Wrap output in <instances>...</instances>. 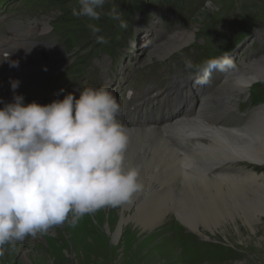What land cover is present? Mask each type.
I'll list each match as a JSON object with an SVG mask.
<instances>
[{"label": "rangeland", "instance_id": "1", "mask_svg": "<svg viewBox=\"0 0 264 264\" xmlns=\"http://www.w3.org/2000/svg\"><path fill=\"white\" fill-rule=\"evenodd\" d=\"M12 3L6 2L4 7L0 6V38L11 31L13 24L21 29H28L35 21L46 19L49 28L46 33L36 37V41L44 43L43 45L52 44L59 51L57 54L53 53L54 56L44 53L46 62L30 66V70L42 71L46 66L53 71L36 81H28L27 87L23 88L26 90V104L33 101L40 105L49 104L56 99L62 100L69 92L78 98L79 92L74 90L79 87L104 86L112 92L124 110L127 104L142 102L149 87L161 94L174 75L188 76V85L180 94L189 92L190 95L195 90L193 85H196V79L204 78L197 73L196 66L203 65L206 61L229 64L221 65L222 75L218 76L217 82L214 83L216 77H211L210 84L217 85L238 63L241 64L243 60L246 62L249 57L264 55V0H106L103 11L107 12L117 6L123 13L122 19L127 22L126 28H121L119 21H114L107 15H102L98 21L73 15L72 8L76 6V0H61L55 4L46 2L45 6L35 0ZM22 3L25 4L21 5ZM89 24L100 27L101 31L97 35H102L107 43L96 42L88 28ZM157 29H161V32L153 38ZM182 29L192 32L190 43L171 52L163 60L147 61V47L143 44L149 38H153V46L158 45ZM186 61H191L192 69L186 66ZM215 69L210 70L211 76ZM263 76L264 74L260 76L258 82L254 81L256 83L249 88L246 99L239 103L237 111L240 115L244 116L264 107ZM177 81L185 83L183 77ZM2 87L5 86L0 84V88ZM203 89L202 85L201 90ZM208 92L211 93L212 88ZM169 104V97L156 104L158 116H165L161 112ZM188 104L183 106L184 110L191 105ZM255 107L258 108L254 109ZM121 120L126 121V128L145 129L137 126L136 118L130 122ZM254 170L264 174L262 167H255ZM152 196L145 190L127 206L129 210L133 208L136 212L149 205L159 206L158 200ZM169 204L177 202L171 200ZM109 208L113 214L116 208L100 209V232L108 240L109 257L103 260V256L92 253V262L86 264H264V222L257 223L255 232L251 233L247 230V223L240 221L235 215L239 232L234 226L227 225L224 231H207L199 235L183 226L176 215L169 213L141 236L143 231L136 229L135 219L128 218L125 224H129V231L135 229L138 232L131 237L135 244L127 250L123 245V238H126L124 231L115 242L111 236L112 231L107 232ZM168 219H171L169 223ZM89 221L93 225L95 219L91 218ZM118 221L119 217L114 220V228ZM195 221L198 226L203 225L201 217H197ZM173 224L182 226V230H179L181 234L179 232L180 235L174 236L173 241L169 242V249L160 253L163 260L150 262L147 258L167 246L168 242L164 238L175 235ZM209 225L213 226L212 222ZM63 227L64 224L54 227L46 234H37L35 238L28 236L17 242L14 249L5 245L0 264H77V256L68 244ZM178 236H182V243ZM52 238L60 243L59 248H51L49 241ZM159 239L162 240L160 248L155 250L152 244L158 245ZM143 240H147L148 245L136 250L134 246Z\"/></svg>", "mask_w": 264, "mask_h": 264}, {"label": "bare ground", "instance_id": "2", "mask_svg": "<svg viewBox=\"0 0 264 264\" xmlns=\"http://www.w3.org/2000/svg\"><path fill=\"white\" fill-rule=\"evenodd\" d=\"M11 28V31L0 38V78L6 83L5 87L0 88V101H4L13 92L10 88L11 81H19L15 90L17 92L26 87L27 79L36 81L41 76L52 73L53 70L46 66L42 71L30 70V66L46 62L44 53L53 55L59 52L52 44L43 45L44 43L36 41V37L46 33L49 28L46 19L35 21L28 29H21L16 24ZM159 32L161 29L155 30L153 38ZM153 38L143 44L147 47L148 62L163 60L171 52L190 43L192 32L179 30L154 46ZM6 56L7 59L4 58ZM11 61H17L18 67H10ZM221 65L229 66L219 63V68ZM263 74L264 55L249 57L246 62L243 60L241 64L234 66L217 85H203L204 89L201 90L202 85L196 83L193 85L195 90L190 95L189 92L181 95L180 92L188 85L189 78L174 75L161 94L149 87L142 102L127 104V108L118 116L120 122L124 125L126 121L121 119L130 122L136 118L137 126L145 129L126 128L129 145L125 165L140 167V178L145 184V190L152 197L155 196L159 206L149 205L136 212L133 208L129 210L125 204L121 206V210L116 208L113 214L109 208L107 232L112 231L113 242L124 231V248L128 250L135 244L131 237L136 235L137 230L129 231V224H125L128 218L135 219L136 229L143 231L141 236L169 213L176 215L183 226L199 235L207 231H224L227 225L234 226L239 232L235 215L240 221L247 223V230L251 233L255 232L257 223L264 222V174L254 170L255 167L264 168V107L244 116L237 111L239 103L246 99L249 88ZM220 75L222 70L219 69L217 73L216 68L211 76L216 77L214 83ZM182 77L184 84L177 81ZM209 88H212L211 93L208 92ZM166 97H169L171 104L161 112L165 116H158L156 104ZM194 102L196 104H192ZM188 103H191L189 107ZM186 104L188 108L184 110L183 106ZM180 117L185 119L179 120ZM171 200L177 204H169ZM101 213L99 209L84 216L76 226L64 223V233L77 256V264L92 262V253L103 256V260L109 257L108 240L100 232ZM118 217L119 221L114 228V220ZM197 217L203 220L202 226L196 224ZM91 218L95 219L93 225L89 221ZM172 226L175 235L164 238L168 242L167 246L147 260H163L160 253L169 249V242L173 241L174 236L179 232L181 234L179 230H182V226ZM180 238L181 241L179 238L178 241L182 243V236ZM49 242L53 249L60 246L55 238ZM161 242L159 239L158 245L152 244L153 249L159 250ZM146 245L147 240H143L134 248L137 250Z\"/></svg>", "mask_w": 264, "mask_h": 264}, {"label": "clouds", "instance_id": "3", "mask_svg": "<svg viewBox=\"0 0 264 264\" xmlns=\"http://www.w3.org/2000/svg\"><path fill=\"white\" fill-rule=\"evenodd\" d=\"M105 3L76 0L72 13L93 21L107 15L126 28L118 7L104 12ZM88 28L97 43H107L97 35L100 27ZM186 66L193 68L191 61ZM214 67L219 68L217 61L196 66L204 77L196 83L209 85ZM18 86L19 81L10 82L13 93ZM74 91L78 98L69 92L45 105L25 104L14 94L0 108V257L5 245L14 249L26 237L66 222L76 226L86 215L131 204L145 192L140 167L125 165L129 135L118 119L122 109L115 96L104 86Z\"/></svg>", "mask_w": 264, "mask_h": 264}, {"label": "trees", "instance_id": "4", "mask_svg": "<svg viewBox=\"0 0 264 264\" xmlns=\"http://www.w3.org/2000/svg\"><path fill=\"white\" fill-rule=\"evenodd\" d=\"M44 1L50 4H55L57 1H61V0H44Z\"/></svg>", "mask_w": 264, "mask_h": 264}]
</instances>
